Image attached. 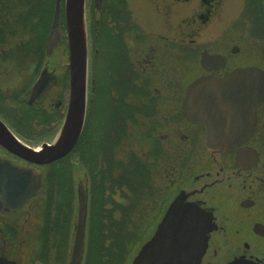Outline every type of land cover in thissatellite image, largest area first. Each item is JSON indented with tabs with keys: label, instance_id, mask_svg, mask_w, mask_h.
I'll list each match as a JSON object with an SVG mask.
<instances>
[{
	"label": "flooded vegetation",
	"instance_id": "1",
	"mask_svg": "<svg viewBox=\"0 0 264 264\" xmlns=\"http://www.w3.org/2000/svg\"><path fill=\"white\" fill-rule=\"evenodd\" d=\"M202 1L210 15L220 3ZM119 2L112 9V3H94L96 17L107 8L113 18L115 50L106 70L95 62L96 78L89 63L79 141L65 157L36 164L30 156L58 142L70 110L66 0L52 53L46 50L56 0H0V136L11 137V143L0 139V264H70L81 192L88 201L82 264H111L103 260L104 248L110 255L127 242L115 233L104 245V222L113 220L114 233L119 221L130 218L146 243L177 199L206 214L202 264L242 258L264 264V100L257 102L264 95V0H244L239 30L213 45H198L197 35H128L124 23L133 30L134 6ZM86 14L89 33L93 14L87 8ZM203 15L192 25L199 27ZM62 43L67 52L57 53ZM205 52L221 56L224 64L209 62L218 70L207 72L201 64ZM236 70L246 92L228 122H242L237 132L244 140L215 152L205 146L206 126L185 115L184 99L199 78L222 79ZM185 74L191 75L186 83ZM95 232L98 250L92 258Z\"/></svg>",
	"mask_w": 264,
	"mask_h": 264
},
{
	"label": "water",
	"instance_id": "2",
	"mask_svg": "<svg viewBox=\"0 0 264 264\" xmlns=\"http://www.w3.org/2000/svg\"><path fill=\"white\" fill-rule=\"evenodd\" d=\"M102 0H96L101 3ZM66 28L71 60V104L65 128L55 145L33 154L30 159L36 164H47L65 157L79 141L86 116L87 80L89 73L88 32L86 25V0H66ZM61 0H56L55 15L47 50L53 52L60 42L58 32L60 23ZM224 58L202 54V65L208 71L209 62ZM224 66V65H221ZM241 72L236 70L218 79L212 76L199 78L190 84L184 99V112L190 120H197L207 128L205 146L215 152H225L236 147L244 139L240 136L243 124L239 121L228 122V113L240 107L246 89L242 87ZM39 90H36L37 94ZM234 94H238L236 99ZM264 100V95L259 99ZM198 101H201L200 103ZM256 118V117H255ZM255 123V122H254ZM256 124V123H255ZM11 137L0 139L11 143ZM14 146V145H13ZM11 168L10 165H7ZM25 188L24 183H19ZM40 186V180L36 188ZM86 194L80 193L78 228L74 251L70 264H82L85 230L88 217ZM209 225L205 212L196 204L184 203L177 199L159 224L149 241L143 242L135 251L128 264H202L208 246ZM146 240V239H145ZM228 264H258L248 259H236ZM260 264V263H259Z\"/></svg>",
	"mask_w": 264,
	"mask_h": 264
},
{
	"label": "rangeland",
	"instance_id": "3",
	"mask_svg": "<svg viewBox=\"0 0 264 264\" xmlns=\"http://www.w3.org/2000/svg\"><path fill=\"white\" fill-rule=\"evenodd\" d=\"M130 4L134 6L135 14H136V23L140 25V27L150 35H166V36H174L183 33L194 32L197 35V43L198 45H204L205 43H217L218 38L221 37V42L225 41V37L229 39L230 34H234L239 30V24H236V20L238 21L240 18L241 11L244 7V0H220L218 4V8L212 14L208 12H203V4L202 0H129ZM64 2V0H63ZM104 4H110L111 9L114 8V5L120 4L119 0H103ZM53 0H51V4ZM94 3L96 0H87V11L89 15L92 13V21H91V30L89 28V38H88V59L90 63V74L92 78H96L94 76V65L96 62L97 67H100L101 71L106 70L111 65V60L113 58V53L115 50V45L113 43V35H115L116 31H114V27L112 24V20L108 19L107 8L106 11L102 14V17H96V9L94 7ZM111 11V10H110ZM113 12V11H112ZM91 14V15H92ZM203 15V19L207 18L205 22L197 23L192 25V22L198 18V15ZM87 15V14H86ZM111 15V14H110ZM104 16V17H103ZM87 17V16H86ZM85 17V18H86ZM94 17V18H93ZM122 19V18H121ZM89 20V17H88ZM123 20V19H122ZM200 20V19H198ZM136 23L134 25H136ZM89 24L86 18V25ZM133 30H129L126 23L125 33L132 36H143L139 29L134 27L131 24ZM87 32H88V26ZM194 29V30H193ZM92 41V50L89 51V39ZM195 44V46H198ZM213 45V44H211ZM194 47V46H193ZM67 44L62 43V45L56 49L57 53L67 52ZM169 54V53H168ZM167 55L169 58L170 55ZM60 55V54H58ZM174 56V55H173ZM58 57V56H57ZM176 57V56H175ZM99 60V61H98ZM91 62L93 66H91ZM111 75V68H109L108 76ZM189 77V75H186ZM98 79V78H97ZM100 80V79H98ZM39 205L41 203V199L36 201ZM40 207V206H39ZM122 219V217H120ZM120 220V219H119ZM92 221L93 231L95 227H97L96 216L94 215ZM127 224V232L135 236H130L128 239L126 238V243L124 246L115 247L112 252L113 263L111 264H121L122 261H125L126 258L129 261L133 256V250H135L141 246L143 241L137 242L138 232L135 231L132 225V221L130 218L126 219ZM120 222V221H119ZM93 236L92 245L90 248V253L93 254L92 258H94V254L97 249V233L95 232ZM99 236V235H98ZM122 237V236H121ZM145 238V236H144ZM137 244V245H136ZM108 245V243H105ZM109 246V245H108ZM135 248V249H134ZM130 256V257H129ZM126 260V262H127ZM90 263V262H89Z\"/></svg>",
	"mask_w": 264,
	"mask_h": 264
},
{
	"label": "trees",
	"instance_id": "4",
	"mask_svg": "<svg viewBox=\"0 0 264 264\" xmlns=\"http://www.w3.org/2000/svg\"><path fill=\"white\" fill-rule=\"evenodd\" d=\"M52 4H54V3H52ZM134 26H136V28L137 29H139L140 30V32H141V35H146L147 33L140 27V25L138 24V23H136V25H134ZM194 30V29H193ZM187 35V36H192V35H195L194 34V32H189V33H183V35ZM186 51H189V50H186ZM186 75H189V77L191 76L190 74H185L184 75V81H185V83H186V80L189 78L188 76H186ZM112 221L113 220H110V221H107V225L105 224V222H104V224H103V228H104V245H105V243H109L111 240H112V238H113V236H114V234L116 233V236H117V239L118 240H120V242H121V240H126V238L128 239L130 236H132V234H130V233H126L127 232V227L125 226L126 224H127V221L126 220H122V221H120L119 222V225H118V231L117 232H112V228H114V224L112 223ZM95 228H96V226H94ZM109 228V229H108ZM93 229V228H92ZM138 232V235H136L137 236V244H138V242L139 241H144V232H143V230L141 231V230H138L137 231ZM121 236H122V238H121ZM121 238V239H120ZM123 240V241H124ZM139 240V241H138ZM124 243H126V242H124ZM136 244V245H137ZM122 247V246H121ZM104 251H105V253H106V248H104ZM112 252H113V250L111 251V250H109V253H110V255H107V254H103V260L105 261V260H109V261H113V256H112ZM130 257V256H129ZM128 258V257H127ZM127 258H126V260H127ZM129 259V258H128ZM126 260L125 261H122L121 262V264H126L127 262H128V260H127V262H126Z\"/></svg>",
	"mask_w": 264,
	"mask_h": 264
}]
</instances>
